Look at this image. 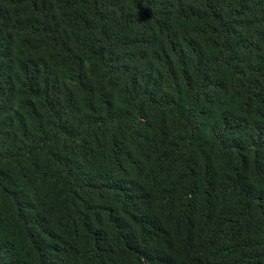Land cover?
<instances>
[{"label":"trees","instance_id":"1","mask_svg":"<svg viewBox=\"0 0 264 264\" xmlns=\"http://www.w3.org/2000/svg\"><path fill=\"white\" fill-rule=\"evenodd\" d=\"M0 264H264V0H0Z\"/></svg>","mask_w":264,"mask_h":264}]
</instances>
